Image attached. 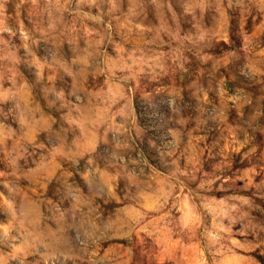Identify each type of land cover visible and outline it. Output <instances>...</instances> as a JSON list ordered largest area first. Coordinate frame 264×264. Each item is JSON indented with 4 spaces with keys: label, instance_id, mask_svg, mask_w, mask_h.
Masks as SVG:
<instances>
[{
    "label": "rangeland",
    "instance_id": "1",
    "mask_svg": "<svg viewBox=\"0 0 264 264\" xmlns=\"http://www.w3.org/2000/svg\"><path fill=\"white\" fill-rule=\"evenodd\" d=\"M0 264H264V0H0Z\"/></svg>",
    "mask_w": 264,
    "mask_h": 264
}]
</instances>
